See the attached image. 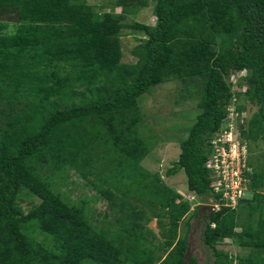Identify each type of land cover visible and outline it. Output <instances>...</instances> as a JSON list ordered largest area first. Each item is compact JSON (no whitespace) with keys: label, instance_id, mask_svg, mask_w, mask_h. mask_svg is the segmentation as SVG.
Masks as SVG:
<instances>
[{"label":"trees","instance_id":"1","mask_svg":"<svg viewBox=\"0 0 264 264\" xmlns=\"http://www.w3.org/2000/svg\"><path fill=\"white\" fill-rule=\"evenodd\" d=\"M152 4L155 25L125 22ZM116 7L121 14L100 13L87 0H0V16L17 17L9 33L0 21V264H199L188 234L179 237L191 203L142 166L151 149L139 99L176 80L193 83L187 88L200 102L168 176L183 171L201 207L210 199L221 205L203 232L217 264L233 262L216 249L227 240L250 250L240 264H264V166L248 164L251 196L235 208L207 167L228 106L238 105V122L242 100L255 106L240 140L264 141V0H117ZM124 29L144 35L132 64L123 62ZM239 73L244 84L232 81ZM71 172L115 215L109 227L94 224L92 199L74 203L58 190ZM33 200L26 212L21 201ZM153 219L163 243L147 229Z\"/></svg>","mask_w":264,"mask_h":264},{"label":"rangeland","instance_id":"2","mask_svg":"<svg viewBox=\"0 0 264 264\" xmlns=\"http://www.w3.org/2000/svg\"><path fill=\"white\" fill-rule=\"evenodd\" d=\"M116 1L117 0H87V3L100 13L112 12L114 14H121L122 8L116 7ZM16 20L17 17L9 15L0 16V21L7 25V29L4 30L5 33L14 31L13 24ZM155 21L153 4L149 8L142 9L138 13L126 17L125 20L126 23L139 22L151 26L155 25ZM143 38V34L134 33L128 29L122 31L121 42L124 63L132 64L136 62V59L132 56V50ZM245 77V73H239L232 77V81L234 83L242 82V84H244ZM191 86L195 85L193 83L187 84V82L184 83L178 80L171 81L153 88L149 93H146L139 99L140 108L144 114L140 129L151 149L150 154L142 162V166L146 171L160 175L165 185L180 193L184 201L191 203L190 212L181 220L178 228L180 238H183L187 234L189 236V256L195 257L199 264H217L218 260L214 250L206 246L203 241V232L210 219L209 214L211 210L214 209L218 211V206H214L213 201L210 199L206 204L202 201L204 205L201 207L200 204L202 203L199 198L195 196L194 193L189 192L187 177L183 171L175 176H168L167 173L168 170L173 167V164L178 161L181 152L180 143L187 138L199 114L198 105L200 96L198 91L193 90L194 88H187ZM196 86L198 88L200 85ZM232 91L240 92L243 91V88L241 86H234ZM240 104L245 105V109L241 114L245 126L253 113L256 112V108L244 100H242ZM236 106L235 104L228 106V110L231 112L232 117L229 116L227 123L224 124L220 133L228 127L232 129L236 135L241 133V126L243 127L242 120L238 122V118L236 119V115L233 113ZM239 123H241L240 127ZM246 145L249 153L247 163H251L252 168L261 171L264 166V141L259 140L257 144L246 143ZM232 149L233 152H230V158L223 159L221 161L222 166L218 165V162L215 163V166L217 168L222 167L224 170V180L228 183V187L232 192L229 193L225 190L224 197H226L225 200L227 203L229 199H231V201L233 200L234 202L229 201V203L232 208H235L236 198L232 191V180L233 175H239L240 167L243 163L237 159V156L240 155L238 145L232 147ZM244 159L242 160L244 161ZM252 168L250 169L252 170ZM232 169L236 172L232 173ZM57 188L65 198H68L74 203L85 198L92 199L91 211L93 217L96 219L93 221L95 225L99 224L105 228L109 227V224L113 222L115 215L108 209L107 204L102 201H94V191L87 187L75 173L71 172L69 174L68 184L67 182H60ZM245 195L248 198L251 196L250 194H246V191ZM21 202L26 212L34 208L38 203L36 200L29 203L24 201ZM198 206L200 207L199 209H197ZM147 211L150 217L152 213L149 209H147ZM105 216H108V218L105 219ZM165 222L167 221L165 220ZM147 229L154 231L157 235L156 242L158 244L165 241L161 237V230L158 227L157 219H153L148 223ZM216 249L229 254V256L233 258L231 264H240L239 259L246 258L250 252L248 249L237 246L231 240H227L225 243L218 245Z\"/></svg>","mask_w":264,"mask_h":264},{"label":"built area","instance_id":"3","mask_svg":"<svg viewBox=\"0 0 264 264\" xmlns=\"http://www.w3.org/2000/svg\"><path fill=\"white\" fill-rule=\"evenodd\" d=\"M235 110H233V113L236 115V119H237L239 117V115H238V113ZM229 116L232 117L230 111H229ZM227 121H226V123H227ZM242 122H243V120H242ZM214 144H215V147H216V154L213 157V159L210 160V162L208 163L207 167L209 169L215 170L216 171L215 173L218 174V177H217L218 181L216 182V192H223V199L226 198V197H224L225 190H227V192H229V193H232V192H231V190L228 187V183L224 180V174L225 173H224L223 168L222 167L217 168L215 166V163L218 162V165L222 166L221 161L223 159H225V158H228V159L230 158L229 156L233 152L232 147H234L236 145H238V147H239L240 155L237 156V159H239L241 161V163H243V165H241V167H240L239 175H233V180H232V183H233V185H232L233 190L232 191H233L234 197L236 198V206H237L238 200L245 195V191H246L245 182H244L245 179L243 178V174L246 171L250 172V173L252 171V170L249 169L248 163H247V159H248L249 153H248V150H247L246 142L245 141H241L240 140V134L236 135L232 131V129H230L228 127V128H226V130H224L221 133L220 137L217 138V140L214 142ZM244 158H246V159H244ZM242 159H244V161ZM231 163H233V162H231ZM234 172H236V171H234L232 169V173H234ZM229 201H231V199L228 200V203L226 201L225 205H228V206L232 207L230 205ZM216 205L220 209L221 205L220 204H216ZM216 205H214V206H216Z\"/></svg>","mask_w":264,"mask_h":264}]
</instances>
